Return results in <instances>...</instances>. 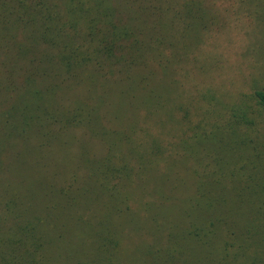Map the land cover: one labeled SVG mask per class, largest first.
Wrapping results in <instances>:
<instances>
[{"label": "rangeland", "instance_id": "obj_1", "mask_svg": "<svg viewBox=\"0 0 264 264\" xmlns=\"http://www.w3.org/2000/svg\"><path fill=\"white\" fill-rule=\"evenodd\" d=\"M203 5L209 16L199 28L184 25L187 18L170 24L175 16L166 14L167 38L139 55L158 60L144 56L126 80L97 76L89 64L81 81H64L55 61L37 57L46 51L40 45L35 76L28 74L31 89L41 90L28 96L36 104L32 119L18 107L26 86L15 54L0 58V264H264V242L252 230L263 219L249 233L243 225L251 215L236 219L241 235L223 252L226 225L206 239L203 225L217 223L200 197L262 184L256 172L264 167V114L247 110L256 126L236 121L240 98L264 88V0ZM9 29L19 41V30ZM148 88L154 95L145 99ZM103 90L111 98L99 96ZM10 102L17 107L6 111ZM148 112L151 120L143 118ZM126 126L133 131L126 134ZM157 130L159 161L140 160L122 186L129 169L119 162L133 164L124 143L133 137L148 150V132L155 138ZM224 172L234 186L224 184ZM198 191L201 206L194 208Z\"/></svg>", "mask_w": 264, "mask_h": 264}, {"label": "trees", "instance_id": "obj_2", "mask_svg": "<svg viewBox=\"0 0 264 264\" xmlns=\"http://www.w3.org/2000/svg\"><path fill=\"white\" fill-rule=\"evenodd\" d=\"M203 4L204 0H0V58H6L10 53L15 54L14 60H18L16 67L23 71L25 83L21 88L26 86V90L22 96L25 99L23 105H18L21 113L25 115V119H32L34 113L31 111L36 110V104L28 96L34 97L41 93V90L39 92L36 88L31 89L30 84L33 79L28 76V74L35 76L34 65H32L33 56L40 45L43 44L46 51L42 56L37 55V57L46 61H55L62 68L60 70L63 71L62 79L64 81L67 78L77 83L81 81L83 69L89 64L93 65L97 76L126 80L128 70L135 65H140L145 56L140 58L139 55L143 52L145 54L148 49H154L153 46L157 39L161 43L167 38L163 25L170 19L166 14L170 13L175 16L171 19L170 24L174 18L178 20L187 18L184 25L199 28L204 22L205 14L209 16L208 10L206 11ZM173 27L174 25H171V30ZM9 28L19 30L21 35L19 41L10 36ZM172 37L175 39L176 35L172 34ZM157 55L151 54L145 58L158 60ZM14 71H16L15 67L10 71L11 75ZM153 93V88H148L144 91V98L149 99L151 95H154ZM99 96L107 97V100L111 98L107 90L101 91ZM1 105L5 106V104ZM237 106L240 113L237 115L239 117L236 124L245 127L247 125L256 126L257 122L254 119L251 122L246 113L248 109L251 111L257 109L264 114V88H255L246 98L241 97ZM15 107L17 105L10 102L6 111ZM100 107L98 110L103 108ZM108 107L110 108V105ZM66 112L68 113V110ZM146 115H143V118L151 120L153 117L150 112ZM7 122L5 119V124ZM158 123L161 124V122ZM12 125L14 126V124ZM4 128L6 126L2 123L0 131L3 134L6 133ZM121 130H124L126 134L133 131L127 126L126 129L124 127ZM87 131L89 132V129ZM148 133V136L152 137L148 143V150L144 146V141L136 143L133 141V137H129L124 143L125 152L131 156L133 164L131 165L124 159L120 160L119 164H125L128 166L125 168L129 169L126 177H123V181L120 182L122 186L130 182L131 175H136L135 173L140 171L141 167L137 165L140 160L148 161L150 157L156 158L157 156V143L163 132L157 130L154 133L155 138L151 132ZM106 150L108 152V148ZM108 160L109 158H106L102 163L97 162L96 169L105 167ZM155 161L158 162L159 159L156 158ZM256 174L262 184H255L259 188L253 191L235 192V189H232L229 192L222 191V196L218 193L212 195L211 198H208L206 194L200 196L204 197L210 208L207 216L209 221L213 220L217 223V225H213L212 222H209L210 224L203 225L207 226L204 233L206 239L215 237L218 229L226 225L225 232L220 237L222 239H219L218 242L220 250L233 248L235 244L232 243L239 239L236 237L241 234H238V230L233 226L236 219L246 220L248 217L245 216L251 215L253 221L243 225L246 226L245 230L248 233L250 228L254 227V220L263 219L259 222H264V181L262 180L264 167ZM221 177L222 180L228 179L224 184L234 186V180L225 172ZM195 179L199 181L200 176L198 175ZM210 181L214 183L215 179H210ZM216 181L219 182L220 178L218 177ZM199 194L198 191L197 198ZM218 203L225 204V211H217ZM199 205L201 206L199 198L195 199L193 207ZM212 226L215 227L214 230ZM252 230L253 234L258 237L257 242H264V223L260 225L259 230ZM247 232L243 231L242 234ZM228 242L230 243L228 244ZM259 245V249H264L263 244ZM236 249L238 250V246Z\"/></svg>", "mask_w": 264, "mask_h": 264}]
</instances>
